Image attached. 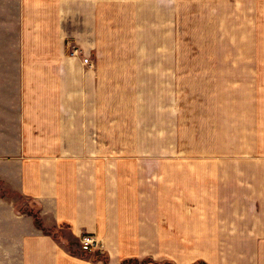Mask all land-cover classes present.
Listing matches in <instances>:
<instances>
[{"label":"crops","instance_id":"crops-1","mask_svg":"<svg viewBox=\"0 0 264 264\" xmlns=\"http://www.w3.org/2000/svg\"><path fill=\"white\" fill-rule=\"evenodd\" d=\"M0 264H264V0H0Z\"/></svg>","mask_w":264,"mask_h":264},{"label":"rangeland","instance_id":"rangeland-1","mask_svg":"<svg viewBox=\"0 0 264 264\" xmlns=\"http://www.w3.org/2000/svg\"><path fill=\"white\" fill-rule=\"evenodd\" d=\"M195 28H188L187 30V52L182 53L180 55V60L183 63L182 68L180 69V80L178 81L177 89H178V105L180 112V120L181 122H185V126L183 131L181 132V141H185V145L188 146V153L195 152L194 148V140H210V125H211V116L213 111V93H212V85L206 84L204 81L202 83V78L196 77V73H200L202 70L195 68V62L197 66L201 65L204 61L211 59L210 54L204 52H195V37L193 35ZM202 47H199L201 49ZM203 116V118H202ZM203 121L202 126V138H200V126ZM197 124H200L198 127ZM198 129V130H197ZM200 133V132H199ZM19 203H22L21 201ZM26 210V213L35 218V206L29 202H26L25 205H21V207ZM45 232L52 233L55 237H63V232L57 229H43ZM92 235V234H91ZM72 244V243H71ZM70 244V245H71ZM74 245V244H73ZM70 247H74L76 252L79 254H88L95 250H84L81 248L79 242L77 245ZM136 263V262H135Z\"/></svg>","mask_w":264,"mask_h":264},{"label":"built area","instance_id":"built-area-1","mask_svg":"<svg viewBox=\"0 0 264 264\" xmlns=\"http://www.w3.org/2000/svg\"><path fill=\"white\" fill-rule=\"evenodd\" d=\"M78 242L84 250L91 251L99 248V241L91 234H82Z\"/></svg>","mask_w":264,"mask_h":264},{"label":"trees","instance_id":"trees-1","mask_svg":"<svg viewBox=\"0 0 264 264\" xmlns=\"http://www.w3.org/2000/svg\"><path fill=\"white\" fill-rule=\"evenodd\" d=\"M35 225H36L38 228L41 227V225L39 224V222H38L37 220H35Z\"/></svg>","mask_w":264,"mask_h":264}]
</instances>
